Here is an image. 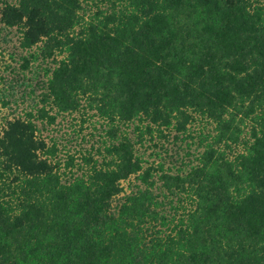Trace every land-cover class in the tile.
Here are the masks:
<instances>
[{"label": "trees", "instance_id": "1", "mask_svg": "<svg viewBox=\"0 0 264 264\" xmlns=\"http://www.w3.org/2000/svg\"><path fill=\"white\" fill-rule=\"evenodd\" d=\"M2 29L0 264H264V0H0Z\"/></svg>", "mask_w": 264, "mask_h": 264}, {"label": "rangeland", "instance_id": "2", "mask_svg": "<svg viewBox=\"0 0 264 264\" xmlns=\"http://www.w3.org/2000/svg\"><path fill=\"white\" fill-rule=\"evenodd\" d=\"M3 38H6V39L10 38L11 41L3 42L4 41ZM15 38H16V36L12 34L11 30L2 29L0 31V49L4 50V52H5V48L6 49H8V47L11 48L10 45H13V43H15ZM16 44H14L13 46H15ZM15 52L20 54L19 51H15ZM24 53L25 52H23L22 54H24ZM5 56H6L5 63H6V65H9V67L5 68L3 70L0 69V120L3 119L4 115H11L10 113L12 112V109L15 108V104H14L15 99H17L20 102V107L26 106V104L29 103V101L22 102V101H24V100H22V98H25L26 96L22 97L21 95H25V91H28V88H26V86H24V85L15 86V90L13 92L14 95L13 96L11 95V92L7 86H8L9 82L14 81V76L17 74V73H13L11 69H12V66H15L16 68H14V69L18 70V67L16 64L17 62L14 59H11L10 56H8L7 54H5ZM13 56L15 58H17V55L13 54ZM26 75L30 76V73L26 72ZM36 93H38V89L36 90ZM2 94H4L5 97L10 99V103H11L10 105L11 106L9 105L6 107H1V101L3 99ZM59 133H62V132H58V135H59ZM49 134H50L49 131H44V135H49Z\"/></svg>", "mask_w": 264, "mask_h": 264}]
</instances>
